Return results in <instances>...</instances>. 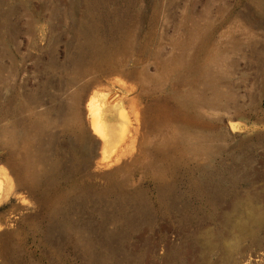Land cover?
<instances>
[{
  "label": "rangeland",
  "instance_id": "obj_1",
  "mask_svg": "<svg viewBox=\"0 0 264 264\" xmlns=\"http://www.w3.org/2000/svg\"><path fill=\"white\" fill-rule=\"evenodd\" d=\"M0 264H264V0H0Z\"/></svg>",
  "mask_w": 264,
  "mask_h": 264
},
{
  "label": "bare ground",
  "instance_id": "obj_2",
  "mask_svg": "<svg viewBox=\"0 0 264 264\" xmlns=\"http://www.w3.org/2000/svg\"><path fill=\"white\" fill-rule=\"evenodd\" d=\"M93 121H94V125L97 126V125H98V124H97V123H98V122H97V118L94 119Z\"/></svg>",
  "mask_w": 264,
  "mask_h": 264
}]
</instances>
